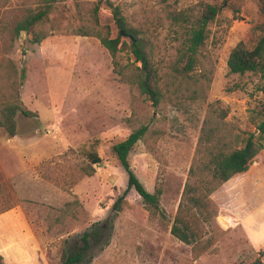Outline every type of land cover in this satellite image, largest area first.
<instances>
[{
    "label": "rangeland",
    "instance_id": "1",
    "mask_svg": "<svg viewBox=\"0 0 264 264\" xmlns=\"http://www.w3.org/2000/svg\"><path fill=\"white\" fill-rule=\"evenodd\" d=\"M111 1L155 45L165 93L158 108L120 81L111 55L95 37L106 25L112 37L118 35L109 8L96 13L97 0H0V119L1 108L13 100L34 114L16 116L14 137L0 126L1 224L21 219L32 230V235L1 232V239L36 238L50 264H61L65 249L109 220L84 264H257L259 251L249 245L241 223L224 221L219 213L237 214L235 204L246 212L263 203L264 156L213 194L219 221L205 225V240H216L208 252L195 259L194 245L176 239L171 228L205 119L214 110L227 112L225 128L241 136L256 132L252 121L264 107V78L231 74L228 58L239 42L251 49L258 42L264 0ZM48 4V17L38 28L46 36L41 43L30 32L16 34L20 21ZM211 9H217L213 19ZM205 18L201 66L189 82L193 88L201 69L213 72L212 81L199 98H180L172 93L175 87L168 88L172 69ZM118 61L131 68L134 58L122 52ZM142 126L148 133L129 161L147 191H161L160 209L131 190L123 210L115 212L128 175L113 146Z\"/></svg>",
    "mask_w": 264,
    "mask_h": 264
},
{
    "label": "trees",
    "instance_id": "2",
    "mask_svg": "<svg viewBox=\"0 0 264 264\" xmlns=\"http://www.w3.org/2000/svg\"><path fill=\"white\" fill-rule=\"evenodd\" d=\"M109 8L115 26L118 29L117 37H112L110 26H103L96 32L102 46L107 49L113 59L114 71L120 77V81L136 87L141 96H144L152 106L158 108L165 97L162 82L163 78L155 61V45L151 38L134 27L124 16L120 6L111 0H97L95 12L101 7ZM50 6L30 12L16 26V34L30 32L34 36L35 43H41L46 36L38 30L39 25L48 17ZM211 18L217 14V9L210 10ZM209 19H204L200 26L191 32L184 48L179 53L177 65L174 66L168 88L175 87L172 92L177 97L189 99L199 98L209 88L213 72L200 70V75L195 78L193 88L190 79L193 72L200 68L201 50L207 40V25ZM260 37L256 45L251 49L244 42H239L231 51L228 58V67L231 74L245 75L253 73L264 78V25L257 27ZM124 33V36L122 35ZM84 35V34H83ZM86 36V35H85ZM124 39H128L124 40ZM122 52L130 53L134 58L131 68L120 65L118 56ZM183 83L185 85L183 86ZM185 87L184 89H182ZM21 111L26 116L34 115L23 107L19 100L8 102L1 108L0 126L12 137L16 135L15 116ZM210 114L202 126L201 136L195 151V156L189 170L182 200L179 204L171 234L186 245H194L193 255L198 258L208 252L216 243L213 238L205 240L206 224L219 221L218 208L215 206L213 194L225 183L230 182L238 175L247 173L252 166L261 163L264 156V107L258 119L252 121L256 132H249L245 136L234 133L225 128L223 123L227 112ZM148 126H142L134 130L125 140L115 144L113 151L117 159L128 175V186L122 196L114 204V211L123 210L122 203L131 190H134L145 204L160 209L161 191L150 193L140 182L134 173L129 155L135 145L142 141L147 135ZM97 163V162H95ZM70 206V204H68ZM259 203L252 207L255 209ZM237 214L220 211V219L226 221L231 219L241 222L247 213L241 211L238 204L234 205ZM111 221L107 220L95 224L85 232L79 239V244L67 248L63 252L61 264H84L87 252L93 245L102 242L103 234L109 230ZM264 250L259 251L257 264H264L261 258ZM0 264H4L0 256Z\"/></svg>",
    "mask_w": 264,
    "mask_h": 264
},
{
    "label": "crops",
    "instance_id": "3",
    "mask_svg": "<svg viewBox=\"0 0 264 264\" xmlns=\"http://www.w3.org/2000/svg\"><path fill=\"white\" fill-rule=\"evenodd\" d=\"M222 189V188H221ZM220 193V190L216 194ZM215 194V195H216ZM237 213V209H233ZM247 215L241 219V228L248 239L249 245L255 251L264 249V201L255 209H249ZM8 216L4 215L3 220ZM11 230L19 235V232L27 231L32 235L28 223H22L21 219L1 224L0 216V256L4 264H50V257L43 250V242L36 238L1 239V232L7 234Z\"/></svg>",
    "mask_w": 264,
    "mask_h": 264
},
{
    "label": "water",
    "instance_id": "4",
    "mask_svg": "<svg viewBox=\"0 0 264 264\" xmlns=\"http://www.w3.org/2000/svg\"><path fill=\"white\" fill-rule=\"evenodd\" d=\"M122 35L124 36V33H122ZM19 114H22L23 116H26L21 111H18L17 114H16V116H18ZM16 116H15V119H16ZM16 131H17V129H16Z\"/></svg>",
    "mask_w": 264,
    "mask_h": 264
}]
</instances>
